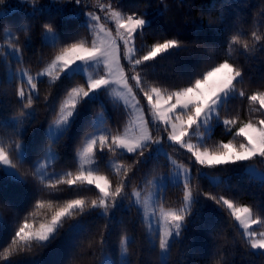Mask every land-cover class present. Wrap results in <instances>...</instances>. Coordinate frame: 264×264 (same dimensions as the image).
Returning <instances> with one entry per match:
<instances>
[{
	"label": "trees",
	"instance_id": "1",
	"mask_svg": "<svg viewBox=\"0 0 264 264\" xmlns=\"http://www.w3.org/2000/svg\"><path fill=\"white\" fill-rule=\"evenodd\" d=\"M87 2L91 5L96 0ZM49 3L50 0H4L0 4V45L8 43L5 33L9 30L13 36L19 37L23 50V60L18 62L6 52L5 47H0V145L8 152L20 175V180H16L0 171V255L25 217L38 227L67 201L76 198L90 201L98 194L92 186L87 185L70 187L61 184L56 189L44 187L33 172L34 165L43 160L49 147L58 154V159L47 171L60 174L72 171L75 174L79 165L78 153L87 136L96 129L93 125L100 115L103 116V124L112 133L117 130L123 132L130 120L124 106L111 97L108 91H101L97 100L78 105L79 117L66 135L53 144L46 132L56 119L61 103L73 87L86 86V77L76 75L70 79L61 76L55 83L42 79L38 83L39 98L32 105L34 118L25 115L23 126L15 123L13 118L22 116L21 111L27 113V109L23 108L15 95L18 81L13 79L11 83L8 82L9 70L14 74L26 70L35 75L50 63L65 44L85 37L89 42L92 39L91 34L81 27L83 18L74 15L73 10L81 6L74 5L71 0H56L48 11L32 14L34 7ZM121 5V10L126 14L147 11L156 16L153 28L137 39V47L151 45L163 38L179 39L186 46L187 50L173 51L150 62L151 66L146 69L148 82L174 90L187 86L190 79L229 58L226 56L228 48L224 34L227 24L242 30L245 33L242 39L248 40L250 47L245 52L240 45H235L231 53L230 62L244 71V82L238 84L237 89H242L246 96L254 91H264V39L255 42L251 37L252 31L264 36V0H121ZM221 15L224 23H217L213 29L204 31L197 28V25L207 28L210 19L218 21ZM46 23H51L60 34L55 47L43 42ZM217 30L219 38L215 35ZM233 34L236 32H229L227 36ZM26 37H30V47H25ZM122 63L127 71V62ZM246 96L233 100L227 105L228 110H221V121L225 117L235 116L239 117V122L249 119L256 122L260 119L259 113L250 112ZM141 103L146 102L142 100ZM236 127L230 133L225 131L222 122L217 124L210 134L211 139L207 141L208 146L212 148L218 142L233 140ZM242 140L243 137H238L233 142ZM16 142L25 146L30 158L23 161L17 158ZM169 149L178 161L189 166L194 164L190 154L183 149L178 146ZM112 157L105 153L103 158L98 155L97 159L100 160L99 172L109 175L115 185L117 178L106 167ZM130 157L131 154L114 156L125 167L132 164ZM3 168L0 165V169ZM171 169V161L164 156H160L158 161L149 160L147 164L136 165L128 174L125 192L129 197L134 188L147 192L149 188L145 186L146 181L169 173ZM206 169L223 175V180L217 187L209 180L194 175L191 185L195 199L186 217L185 228L170 246L167 264H264V251H253L244 241L242 229L228 211L203 195H223L238 205L250 206L255 217L264 213V181L245 172L244 164ZM163 197L165 208H179L183 200L182 187L169 185ZM37 200L43 201L45 208L36 209ZM48 202L53 205L51 209L47 207ZM130 205L131 199H126L123 206L110 209L108 216H100V210L94 209L75 219L65 220L55 238L45 246L34 245L31 251L14 254L8 260L0 259V264H100L105 256H109L114 264H120L122 236L130 237L127 245L129 264H161L158 241L155 246L149 242L141 214ZM33 212L35 216L30 215ZM77 222L83 230L78 234L70 233V226ZM256 229L264 231V224H259ZM101 239L105 242L101 243Z\"/></svg>",
	"mask_w": 264,
	"mask_h": 264
},
{
	"label": "snow or ice",
	"instance_id": "2",
	"mask_svg": "<svg viewBox=\"0 0 264 264\" xmlns=\"http://www.w3.org/2000/svg\"><path fill=\"white\" fill-rule=\"evenodd\" d=\"M3 3L4 0H0V4ZM55 3L56 0H50L49 4L34 7L32 14L44 13ZM71 3L81 6L73 10L74 15L76 18H83L81 27L91 34V41L89 42L85 37L65 44L55 53L50 63L37 71L35 75L26 70L15 74L9 70L8 82L11 83L13 79L18 81L15 88L18 102L24 109L31 108L35 100L39 98L38 83L44 77H48L51 83H55L61 79V76L70 79L76 75H83L90 68H95L98 74L90 75L86 86L73 87L61 103L56 119L48 126L46 132L50 141L54 144L64 137L79 117L78 105L82 102L97 100L101 91L107 92L112 89L116 97L123 101L130 120L123 132L117 130L112 133L111 130L101 128L103 117L97 118L93 126L99 134H91L88 137L86 144L79 152V165L75 174L72 171L62 174L47 171L58 159V154L52 150L51 146L49 147L44 153L43 162L35 164L33 172L34 176L39 177L44 187L56 189L61 184L70 187L87 185L92 186L98 194L90 201L86 198L67 201L51 214L50 219L39 223L38 227L35 223H29L28 217H25L8 246L4 248L0 259L8 260L14 254L31 251L34 245L45 246L47 242L55 238L58 230L64 226L65 220L75 219L86 211L94 209L100 210V216H108L110 209L121 207L126 199H131L130 206L137 208L145 223L149 242L155 246L158 241L161 264H167L168 250L185 228L186 217L194 202L191 185L192 171L184 164L172 161L173 171L167 176L146 181L145 186L150 189L147 192L134 188L130 197L125 192L129 180L128 174L136 165L147 164L149 160L158 161L160 156L171 160L163 149L165 137L154 136L152 132L153 128L159 130L161 126L167 134L169 147L178 146L179 149L186 150L192 162L203 168L238 165L255 157L264 158V91H254L246 96L242 89L238 90L237 85L244 82V71L230 62L233 47L240 45L245 52H248L249 42L242 39L245 35L242 30L225 24L224 34L228 48L226 56L229 58L199 73L189 80L187 86L169 90L161 84L148 82L146 69L158 56L187 49L183 41L176 38H163L151 45L142 44L137 47V39L147 30L152 29L156 23L155 14L147 11H132L126 14L121 10V0H106L104 3L96 0V3L91 5L87 0H71ZM87 8L91 10L85 11L84 9ZM217 23H224L222 15L218 21L210 19L207 28L203 25H197V28L208 31ZM44 29L43 42L55 47L60 34L51 23H46ZM233 31L236 34L227 36ZM5 35L8 38V54L18 62H22L23 50L19 44V37L13 36L10 31ZM215 35L220 37L218 30ZM251 37L255 42L264 39V36L257 31H252ZM30 46V37H26L25 47ZM122 61L127 62V71ZM245 96L250 112L259 113L261 118L256 122L252 119L239 122V117L235 116L225 117L221 121V110H228L227 105L233 100ZM45 99L47 100V97ZM142 100L146 103L142 104ZM21 115L34 118L35 113L21 111ZM221 122L225 131L230 133L238 122L239 126L233 133V140L227 143L218 142L210 148L207 141L211 139L210 134L214 127ZM238 137H243V140L234 143L233 141ZM15 150L19 160L30 158L29 152L21 143H15ZM105 153L113 157L131 154L132 164L128 167L109 158L106 167L117 178L115 185L109 175L99 172L100 160L97 156L103 158ZM0 165L7 166L0 169L5 175L20 180L19 172L14 171L16 164L3 147H0ZM246 171L264 181V172L257 173L254 167H247ZM197 176L209 180L213 186L218 187L221 183L218 178L209 176L202 169H197ZM169 184L176 188L182 187L183 200L177 209L164 206L163 192L167 190ZM203 195L228 211L242 229L243 239L251 249L264 250V231L251 230L252 225L264 224V213L254 217L253 208L250 206L238 205L223 195L218 197L211 193ZM52 206V203L48 202L47 207L51 209ZM35 208L43 209L45 203L37 200ZM30 215L35 216V212ZM82 230L79 222L72 224L69 229L70 233L76 234ZM100 242L105 241L101 239ZM120 243L122 248L120 264H129L126 256L128 237L122 236ZM102 264H114V262L105 257Z\"/></svg>",
	"mask_w": 264,
	"mask_h": 264
},
{
	"label": "rangeland",
	"instance_id": "3",
	"mask_svg": "<svg viewBox=\"0 0 264 264\" xmlns=\"http://www.w3.org/2000/svg\"><path fill=\"white\" fill-rule=\"evenodd\" d=\"M9 31V30H8ZM7 31V32H8ZM0 47H5V49H6V52H8L9 53V49H8V43H4L3 45H0ZM98 73H97V71H96V69L95 68H90V69H88L83 75L86 77V79H88V77L91 75V76H96ZM100 74H102V73H100ZM44 78H46V79H49L48 77H44ZM44 78H42V79H44ZM115 87V86H114ZM108 92L110 93V96L111 97H113L117 102H119L121 105H123V101L122 100H120V99H118L117 97H116V95H115V93L112 91V89H109L108 90ZM34 110H33V108L31 107V108H29V109H27V112H33ZM129 115V114H128ZM99 117H103L102 115H100ZM24 118H25V115H23V116H20V117H14L13 118V120L15 121V123H17L19 126H23L22 125V122H23V120H24ZM129 119H130V117H129ZM129 123V122H128ZM216 127V126H215ZM215 127H214V129H215ZM101 128L102 129H108L109 130V128L106 126V125H104V124H102L101 125ZM213 129V130H214ZM152 132H153V135L154 136H164L165 137V140H164V143H163V149H164V152H166V153H168V155L171 157V163H172V161H175L177 164H184L186 167H188V168H190L191 169V171H192V175H193V177H194V175L195 174H197V169H202V171H204V172H206V173H208V175L209 176H213V177H216V178H218L221 182H222V180H223V175H221V174H218V173H214V172H210V171H208L206 168H203L202 166H200V165H198V164H193L192 166H189V165H186L185 163H183V162H180V161H178L176 158H175V156L173 155V153H172V151L169 149V147L167 146V144H169V142L167 141V139H166V133L163 131V127L161 126L160 127V129L159 130H157L156 128H153L152 129ZM213 132V131H212ZM211 132V133H212ZM91 134H99V132H98V130L97 129H95L92 133H90L88 136H87V138H86V141H87V139H88V137L91 135ZM0 141H1V139H0ZM86 141H85V144H86ZM84 144V145H85ZM0 147H2L1 145H0ZM84 147V146H83ZM82 147V148H83ZM153 147H155V146H153ZM82 148H81V150H82ZM80 150V151H81ZM79 151V152H80ZM184 151H186V150H184ZM111 159H113L116 163H118V164H120L119 162H118V160L116 159V158H114V157H112ZM255 159H258L257 161H254ZM78 160H79V153H78ZM41 162H43V160H41ZM260 162H261V164H260ZM241 164H244V169H245V172H247L246 171V168L247 167H254L255 169H256V172L257 173H261V172H264V158H261V157H255V158H253L252 160H250V161H245V162H243V163H241ZM238 165H240V164H238ZM4 168L5 167H7V166H4V165H2ZM224 166H227V165H224ZM230 166H236V165H230ZM221 167V166H220ZM197 168V169H196ZM174 169H173V164H172V169H171V171H173ZM14 171H16V170H14ZM170 171V172H171ZM169 172V173H170ZM169 173H166V174H163V175H160V176H157V177H155L154 179H158V178H160V177H164V176H167ZM248 173V172H247ZM250 174V173H249ZM251 175V174H250ZM253 176V175H252ZM253 177H255V178H257L256 176H253ZM153 179V180H154ZM257 179H259V178H257ZM260 180V179H259ZM262 181V180H261ZM169 185H171V184H169ZM150 189H148V191H149ZM151 190H154V189H151ZM164 193V192H163ZM194 199H195V197H194V194H193V201H194ZM192 206V205H191ZM171 209H177V208H171ZM100 212V211H99ZM109 213H110V211H109ZM108 213V214H109ZM259 226V223L258 224H255V225H252L251 226V230H253V231H256V232H260L258 229H256L257 227ZM128 239H130V237H128ZM169 250H170V248H169ZM169 250H168V253H167V259H168V254H169ZM253 251H255V252H260V251H264V250H259V249H252ZM121 254H122V250H121ZM126 256H127V259H128V254L126 253ZM105 257H108L110 260H112L109 256H105ZM104 257V258H105ZM104 260V259H103ZM102 260V261H103ZM100 264H102V262L100 263Z\"/></svg>",
	"mask_w": 264,
	"mask_h": 264
}]
</instances>
